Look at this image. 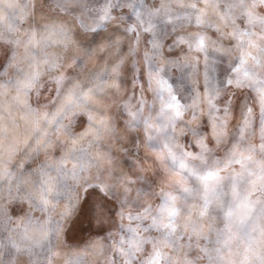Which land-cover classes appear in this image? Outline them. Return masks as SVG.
<instances>
[{
	"label": "snow or ice",
	"instance_id": "obj_1",
	"mask_svg": "<svg viewBox=\"0 0 264 264\" xmlns=\"http://www.w3.org/2000/svg\"><path fill=\"white\" fill-rule=\"evenodd\" d=\"M0 264H264V0H0Z\"/></svg>",
	"mask_w": 264,
	"mask_h": 264
}]
</instances>
